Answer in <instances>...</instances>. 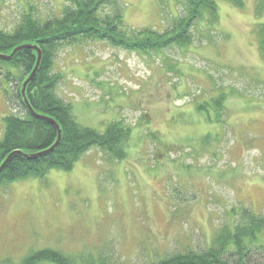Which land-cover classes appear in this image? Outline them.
<instances>
[{
  "label": "rangeland",
  "instance_id": "374dc122",
  "mask_svg": "<svg viewBox=\"0 0 264 264\" xmlns=\"http://www.w3.org/2000/svg\"><path fill=\"white\" fill-rule=\"evenodd\" d=\"M119 1L128 37L163 31L183 11L175 0ZM260 1L237 8L216 0L217 21H198L188 45L141 52L92 39L56 49L58 96L81 125L100 132L116 120L130 126L127 155L117 160L93 146L70 170L51 167L0 184V264L44 248L75 262L99 256L102 264H148L207 248L216 231L240 221L242 208L264 215V57L254 32L264 23V10H254ZM65 2L0 0V26L12 29L29 6L42 18L57 15ZM13 87L0 79V140L4 115L17 113ZM250 254L247 264H264L263 251Z\"/></svg>",
  "mask_w": 264,
  "mask_h": 264
},
{
  "label": "trees",
  "instance_id": "16d2710c",
  "mask_svg": "<svg viewBox=\"0 0 264 264\" xmlns=\"http://www.w3.org/2000/svg\"><path fill=\"white\" fill-rule=\"evenodd\" d=\"M237 8L244 0H226ZM183 10L163 31L144 28L132 37L121 31L123 6L119 0H66L60 13L41 17L34 14L32 6L19 12L18 21L8 30L0 26V53L9 54L21 44H36L41 50L37 70L25 87V95L33 110L47 118L32 115L24 104L21 86L36 63V50L24 47L9 59L0 58V79L15 87L11 89V107L17 111L3 117L4 131L0 140V163L14 150H20L6 161L0 170V184L26 178L42 176L48 168L70 170L74 161L91 147H97L117 160L127 155L125 142L131 127L122 121L109 122L103 132L75 121L69 102L56 93L61 74L52 73L56 49L62 44H73L82 40H106L111 45L130 51H155L170 46L188 45L193 40L192 29L198 21L213 24L218 19L216 0H175ZM26 8V5L21 6ZM258 14L264 10V0L255 6ZM257 31V32H256ZM258 48L264 57V23L254 27ZM219 102H217V106ZM206 115V117H205ZM204 117L211 121L208 113ZM49 119L57 122L61 137L49 152L29 158L24 154L35 153L51 146L57 138V128ZM152 134V133H151ZM212 135L204 136L203 143H210ZM237 216V215H236ZM232 227L225 225L214 233L212 244L205 249H187L165 254L148 264H247L250 251L257 248L264 256V215L242 208ZM261 234L263 240H259ZM88 257V256H87ZM79 264H102L101 257L94 262L79 256ZM77 259V262L79 261ZM77 264L75 260L58 250L44 248L25 255L19 264Z\"/></svg>",
  "mask_w": 264,
  "mask_h": 264
},
{
  "label": "water",
  "instance_id": "95a60500",
  "mask_svg": "<svg viewBox=\"0 0 264 264\" xmlns=\"http://www.w3.org/2000/svg\"><path fill=\"white\" fill-rule=\"evenodd\" d=\"M24 47H29V48H33L34 50H36V53H37V56H36V63H35V66L34 68L32 69V71L30 72V74L25 78V80L22 82V86H21V96H22V100L24 102V104L26 105L27 109L29 110V112L36 116V117H43V118H47L45 116H42L38 113H36L33 108L31 107V105L29 104V101L25 95V87H26V84L28 83V81L33 77V75L35 74L36 70H37V67H38V64L40 62V58H41V50L39 48V46H37L36 44H21L17 47H15L9 54H2L0 53V58H3V59H9L13 53H15L17 50L19 49H22ZM53 124H55L56 128H57V138L56 140L54 141V143L49 146L48 148L44 149V150H41V151H38V152H35V153H30V154H24V156L26 157H29V158H35L37 156H40V155H43L49 151H51L55 146L56 144L58 143L60 137H61V130H60V127L59 125L57 124V122L53 119H49ZM15 153H20V150H14L12 152H10L5 158L4 160L0 163V170L2 169V167L4 166V164L6 163V161L11 157V155L15 154Z\"/></svg>",
  "mask_w": 264,
  "mask_h": 264
}]
</instances>
